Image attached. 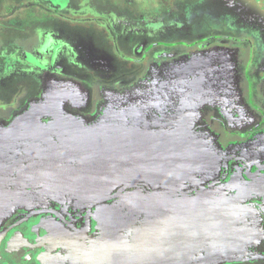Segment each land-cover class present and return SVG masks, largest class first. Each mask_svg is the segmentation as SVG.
Instances as JSON below:
<instances>
[{
  "label": "rangeland",
  "instance_id": "rangeland-1",
  "mask_svg": "<svg viewBox=\"0 0 264 264\" xmlns=\"http://www.w3.org/2000/svg\"><path fill=\"white\" fill-rule=\"evenodd\" d=\"M260 166L264 0H0V264H264Z\"/></svg>",
  "mask_w": 264,
  "mask_h": 264
},
{
  "label": "flooded vegetation",
  "instance_id": "flooded-vegetation-1",
  "mask_svg": "<svg viewBox=\"0 0 264 264\" xmlns=\"http://www.w3.org/2000/svg\"><path fill=\"white\" fill-rule=\"evenodd\" d=\"M258 168V167H257ZM254 169L253 170V172L252 171H250L248 168H245V174L247 175H251V176H254V177H256V176H258L259 174H261V173H263L264 172V166H260L258 169ZM263 175V174H262ZM40 209H43V207H40V206H38L37 208H36V212H40L41 210ZM59 210H63L64 212H65V214H69V215H71V213L69 212V207H66V205H65V207L64 208H60ZM58 212V211H57ZM60 212V211H59ZM56 213V211L54 212L53 211V214H54V216H55V219H58L62 214H60V213ZM21 214V213H20ZM75 216H76V213L74 214ZM71 219H72V216H70V219H69V221H71ZM78 220V219H77ZM61 221V220H60ZM63 222V221H62ZM66 226H67V224H68V221L67 220H64V222H63ZM16 224H21V222H20V219L19 220H17L16 222H15V225ZM13 225V224H12ZM11 225V226H12ZM81 225H84V223H82ZM86 225V224H85ZM10 226V227H11ZM9 227V228H10ZM8 228V229H9ZM59 229H61L62 231H64V237H66L67 236V234H69V231L70 230H72V229H68V227L67 228H63V227H58ZM5 229H7L6 227H5ZM5 229H3V230H5ZM22 230H24V229H22ZM21 230V231H22ZM20 231V232H21ZM19 232V233H20ZM50 232V233H49ZM7 234H8V232H7V230H5L4 232H1L0 233V238H5L6 236H7ZM48 234H49V239L52 241L53 239H55V237L57 236V234L58 233H56V231L54 230V229H52V230H50V227H48ZM60 234H62V233H60ZM59 234V235H60ZM70 234H73V233H70ZM125 234L126 233H123V231H119L118 232V234H116L115 233V235L113 236V239H115V241H116V243H115V249L116 250H113L112 251V254L114 255V257H113V259L115 260V258H118V260H119V262H122V261H128L129 260V256L131 255V250H132V247H131V241L129 240V237H125ZM68 239H70V238H68ZM63 240H64V238H63ZM4 249V248H3ZM3 249H0V253L2 254V257L4 256L3 255ZM115 252L117 253V257L115 256ZM14 257H17V255L14 253ZM18 258V257H17ZM15 263H13V264H18V262H19V264H20V259L18 258V260L17 261H14ZM17 262V263H16ZM124 262V263H125ZM12 264V263H11Z\"/></svg>",
  "mask_w": 264,
  "mask_h": 264
},
{
  "label": "water",
  "instance_id": "water-1",
  "mask_svg": "<svg viewBox=\"0 0 264 264\" xmlns=\"http://www.w3.org/2000/svg\"><path fill=\"white\" fill-rule=\"evenodd\" d=\"M247 176H248L249 178H251V175H250V174H249V175L247 174Z\"/></svg>",
  "mask_w": 264,
  "mask_h": 264
}]
</instances>
